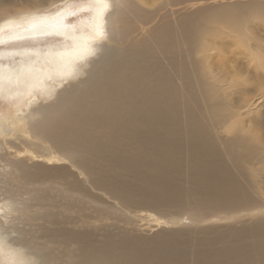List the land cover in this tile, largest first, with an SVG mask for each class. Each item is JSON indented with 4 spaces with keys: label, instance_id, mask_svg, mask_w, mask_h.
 <instances>
[{
    "label": "bare ground",
    "instance_id": "1",
    "mask_svg": "<svg viewBox=\"0 0 264 264\" xmlns=\"http://www.w3.org/2000/svg\"><path fill=\"white\" fill-rule=\"evenodd\" d=\"M172 3L173 0H166L152 10L149 0H110L104 36L91 43L94 54L84 60L78 59L82 50L73 51L72 40L59 35H29L25 28L16 25L34 16L62 13L65 25L69 30L75 28L77 37L91 35L93 13L88 4L0 25L4 29V46L37 42L0 49V64L20 67L34 62L33 70L19 85L5 82L0 94L20 99L39 90L40 94L34 95L38 101L55 96L52 103L32 110L39 120L20 129L22 143L43 152L8 146L6 149L14 152L2 154L0 159L13 156L11 166L29 180L47 177L71 186L90 185L103 192L111 204L117 202L126 223L133 218L155 223L161 229H173L161 236L153 252L139 247L122 253L111 245L100 246L85 254L83 264H264V221L240 228L224 244L220 243L223 236L213 235L208 226L224 220L219 216L224 211L247 207L252 198L207 140L209 129L200 116L196 98L180 99L190 80L189 71L172 63L173 50L162 39L145 38L135 48L122 47L130 33L145 31L152 16ZM15 6L23 7L13 8L7 16L48 9L53 4L15 2ZM247 6L241 11L253 13L256 9V5ZM83 10L89 14L79 18ZM73 16L76 20L71 22ZM181 28L185 35L184 26ZM170 33L171 30L162 31L164 37ZM49 39L54 41L38 43ZM49 51L66 55L63 59L46 56ZM76 79H80V85L67 91L69 83ZM257 102L252 106H260ZM0 135H4L1 130ZM20 157L46 165L38 162L30 168ZM185 169L189 177L183 185L178 177ZM252 179L260 190L258 174L254 173ZM8 206H0V229L6 235H15L11 240L14 245H23L12 218L10 224H5ZM154 211H170L182 218L171 220ZM259 213L250 211L245 216Z\"/></svg>",
    "mask_w": 264,
    "mask_h": 264
},
{
    "label": "rangeland",
    "instance_id": "2",
    "mask_svg": "<svg viewBox=\"0 0 264 264\" xmlns=\"http://www.w3.org/2000/svg\"><path fill=\"white\" fill-rule=\"evenodd\" d=\"M165 1L149 0V8L156 10ZM15 2L53 6L7 16L13 8L23 7L15 6ZM85 4L88 0H0V19L4 17L0 25L9 20L18 21ZM253 5H256L253 13L241 11L244 6L249 8ZM257 5H264V0H173L171 7L152 16L145 31L130 33L122 46L132 49L145 38L162 39L163 44L173 50L172 63L183 65L189 71L190 80L180 99L196 98L200 116L204 117L209 129V132L206 131L207 140L252 198L247 207L233 209L230 213L224 211L219 215L224 220L208 225L213 235L223 236L220 241L223 244L231 240V234L240 228L264 221V7ZM88 14L83 10L78 16L84 18ZM71 20L74 22L76 18L73 16ZM181 25L186 30L185 35L181 34ZM164 30H171L170 35L164 37ZM49 41L54 40L38 43ZM36 43H13L2 45L0 49ZM219 51L223 55H218ZM79 85L80 79L73 80L67 91ZM38 94L40 92L36 90L33 96ZM33 96L19 99L0 94V130L4 133L0 135V156L14 152L12 148L7 150L8 146L43 152L33 145L23 144L20 129L22 125L39 120L32 110L52 103L55 96L40 101ZM256 101L260 106H252ZM19 159L26 161L30 168L38 162L46 165L39 160L28 161L26 157ZM11 161L13 156L10 155L0 159V206L2 203L9 204L5 224H10L12 218L24 243L21 241L23 245H14L11 240L15 235H6L0 229V264H83L87 252L106 245L122 253L139 247L150 248L153 252L161 236L173 230L161 229L147 221L144 224L133 218L126 223L125 217L120 215L121 208L116 206L117 202L112 201L111 204L103 197V192L94 190L88 184L71 186L47 177L29 180L11 166ZM254 173L259 176L260 190L254 186ZM188 177L185 169L178 179L184 185ZM250 211L260 213L245 216ZM154 212L171 220L182 218V215L170 211ZM77 232L85 234L77 236ZM39 255L41 259L37 260Z\"/></svg>",
    "mask_w": 264,
    "mask_h": 264
},
{
    "label": "snow or ice",
    "instance_id": "3",
    "mask_svg": "<svg viewBox=\"0 0 264 264\" xmlns=\"http://www.w3.org/2000/svg\"><path fill=\"white\" fill-rule=\"evenodd\" d=\"M109 7L110 0H88V10L93 13L91 23L89 24L93 34L87 36L77 37L75 35V28L69 30L64 23V16L62 13H57L55 16H34L16 26L25 28L29 35H59L63 36L66 40L70 39L73 41L74 52H80L82 50L83 54L79 55L78 59L84 60L88 56L94 54V48H92L91 43L104 36L103 24L105 21V13ZM69 15H75V13H69ZM3 31V27H0V45L5 43ZM81 40L84 41L83 45L81 44ZM33 54L39 56V53ZM45 55L63 59L66 53H53L49 51L48 53H45ZM0 59H3V54H0ZM32 63L21 65L20 67L0 64V92L3 91V85L5 82L19 85L23 77L33 70Z\"/></svg>",
    "mask_w": 264,
    "mask_h": 264
}]
</instances>
